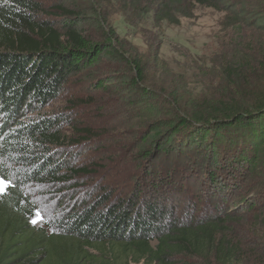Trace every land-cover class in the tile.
<instances>
[{
	"label": "trees",
	"instance_id": "16d2710c",
	"mask_svg": "<svg viewBox=\"0 0 264 264\" xmlns=\"http://www.w3.org/2000/svg\"><path fill=\"white\" fill-rule=\"evenodd\" d=\"M113 1L155 27L210 7L225 53L185 92L149 75L99 0H0V264H264V0ZM74 79L135 111L119 183L81 189L99 168L69 158L100 136L74 117L87 103L46 111ZM29 185L75 203L36 226Z\"/></svg>",
	"mask_w": 264,
	"mask_h": 264
},
{
	"label": "rangeland",
	"instance_id": "374dc122",
	"mask_svg": "<svg viewBox=\"0 0 264 264\" xmlns=\"http://www.w3.org/2000/svg\"><path fill=\"white\" fill-rule=\"evenodd\" d=\"M65 1L46 0V4ZM78 5L81 6V3ZM99 6L109 14L111 25L119 37L125 38L143 56L148 73L154 80L161 78L160 80H166L165 83L170 82L185 92L209 89L214 77L213 73L208 71L211 67L210 60H217L219 55L225 53L221 43L226 38L224 39L219 31L222 13L210 7L196 6L193 17H181L178 25L162 22L155 27L151 13L130 25L122 16L119 3L113 0H99ZM92 23L88 28L96 30V25ZM255 33L260 35L262 32ZM87 87V82L78 79L70 81L46 111L61 110L70 100H82L87 103L80 106L74 117L80 122L88 123L100 136L72 149L69 158L75 164H95L99 167L95 170L96 173L80 180L84 185L81 189L92 190V187L101 186L106 181L119 183L125 176L121 171L133 167L130 150L135 146L136 127L134 124L125 125L128 116L122 114L134 113V110H129L128 107H114L113 101H119L117 97L101 96L100 92L89 90ZM106 100L109 102L103 103ZM114 112L122 116L115 115ZM195 155L190 153L189 156L195 159ZM0 182L6 184L1 179ZM26 190L35 208L31 222L36 226H43L45 215H53L58 208H67L75 203V198H69V195L58 196L55 188L29 185Z\"/></svg>",
	"mask_w": 264,
	"mask_h": 264
},
{
	"label": "snow or ice",
	"instance_id": "6c2138e0",
	"mask_svg": "<svg viewBox=\"0 0 264 264\" xmlns=\"http://www.w3.org/2000/svg\"><path fill=\"white\" fill-rule=\"evenodd\" d=\"M6 187H7V185H6V184H4L3 182H0V191H3V190H5V189H6Z\"/></svg>",
	"mask_w": 264,
	"mask_h": 264
}]
</instances>
